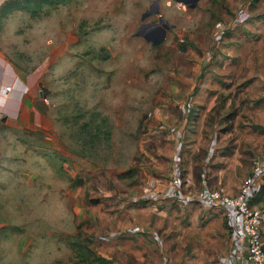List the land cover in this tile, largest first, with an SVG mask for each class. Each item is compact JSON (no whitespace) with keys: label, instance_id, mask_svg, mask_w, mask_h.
<instances>
[{"label":"rangeland","instance_id":"obj_1","mask_svg":"<svg viewBox=\"0 0 264 264\" xmlns=\"http://www.w3.org/2000/svg\"><path fill=\"white\" fill-rule=\"evenodd\" d=\"M157 1L159 15L143 20ZM18 9L0 15V49L42 73L55 146L0 165V264H97L90 251L115 264H163V250L169 264H216L214 246L168 243L197 233L190 217L182 225L170 215L168 234L150 214L164 249L142 231L110 236L138 217H123L135 203L158 204L179 147L184 173L206 157L193 144L207 150L213 137L217 164L228 156L227 165L252 166L264 155V0L195 8L46 0ZM160 16L171 27L153 45L141 34Z\"/></svg>","mask_w":264,"mask_h":264},{"label":"crops","instance_id":"obj_2","mask_svg":"<svg viewBox=\"0 0 264 264\" xmlns=\"http://www.w3.org/2000/svg\"><path fill=\"white\" fill-rule=\"evenodd\" d=\"M8 1L10 0H0V8ZM42 78L43 75L39 70L20 66L10 60L0 49V165L2 166L14 162V159L18 157L22 160L32 149L41 151L55 146L49 126L50 102H46L48 96L43 89ZM9 86L12 88L10 92L7 91ZM203 147L200 142L193 144V152L203 150L206 157L202 161L196 157L197 162L189 166L186 173L182 172L179 165L183 151L179 147L173 159L175 166L172 175L162 179L161 188L154 194L158 198L156 202L159 205H151L153 208H146L150 205L144 206L138 202L134 204L136 206L130 205L132 207L124 212L123 217L129 220H132L135 215L138 217L131 223H126L124 228H120V231L118 230L110 237L131 238L142 231L143 234H150L160 246H163L165 240L160 239L157 232H154V221L152 222L150 214L159 213V217L162 218V229L168 234L173 227L171 223H167L166 226L170 215L180 217L182 225L184 220L190 217L195 227L194 231L197 233L191 234L187 242L182 241L180 237L175 241L168 238V243L189 245L199 240L195 243L196 245L214 246V252L218 257L216 264H248L247 244L239 214L232 209L201 201L198 196L202 192H210L220 187H224L230 195L234 196L239 192L242 182L250 176L253 168L260 165L263 167V173L257 176L250 205L254 211L263 216L264 222V155L259 154L252 166L247 164L243 167L242 163H233L234 165L231 166L229 161L227 165L228 156L221 157V164H217L219 147L215 137L207 146V150ZM38 173L39 171H36L34 176H38ZM3 174L1 173L0 176ZM11 174L18 175L15 172ZM158 206L161 210H158ZM202 228L203 233L198 235ZM182 232L181 228L178 229V235ZM262 235L264 241V225ZM162 255L163 264H169V256L164 253V250ZM197 255L198 253H195V257Z\"/></svg>","mask_w":264,"mask_h":264},{"label":"built area","instance_id":"obj_3","mask_svg":"<svg viewBox=\"0 0 264 264\" xmlns=\"http://www.w3.org/2000/svg\"><path fill=\"white\" fill-rule=\"evenodd\" d=\"M11 90L10 86L7 87L8 92ZM46 102L49 100L47 99ZM261 173H263V167L255 166L250 176L242 182L239 192L234 196L230 195L224 187L210 192H202L198 196L201 201L232 209L239 214L247 244L246 261L248 264H264L263 216L254 211L250 205L256 188L257 176ZM127 202L132 203L133 201L127 200Z\"/></svg>","mask_w":264,"mask_h":264},{"label":"water","instance_id":"obj_4","mask_svg":"<svg viewBox=\"0 0 264 264\" xmlns=\"http://www.w3.org/2000/svg\"><path fill=\"white\" fill-rule=\"evenodd\" d=\"M200 0H177L179 3H184L185 5H189L191 8H195L198 5ZM159 5L158 1L153 5L151 10L147 15L143 17V20L151 15H159ZM162 25L160 24H148L146 27H150V31L141 34L145 40L152 43L153 45H158L162 43L166 39L167 30L171 27L168 22L164 21L163 17H159ZM152 30V31H151ZM154 35V38H151Z\"/></svg>","mask_w":264,"mask_h":264},{"label":"trees","instance_id":"obj_5","mask_svg":"<svg viewBox=\"0 0 264 264\" xmlns=\"http://www.w3.org/2000/svg\"><path fill=\"white\" fill-rule=\"evenodd\" d=\"M46 0H11L8 1L0 10V15L2 18H5L8 14L12 13L15 10H20L18 8H23L26 5L28 7L32 6V5H37L38 7H40L43 2H45ZM92 258L91 260L93 262H96L97 264H115L114 262H111L107 259H105L104 257L101 256H97L95 254H93L90 251Z\"/></svg>","mask_w":264,"mask_h":264},{"label":"flooded vegetation","instance_id":"obj_6","mask_svg":"<svg viewBox=\"0 0 264 264\" xmlns=\"http://www.w3.org/2000/svg\"><path fill=\"white\" fill-rule=\"evenodd\" d=\"M153 7V6H152ZM151 9V8H150ZM148 28H150V27H148ZM170 29V28H169ZM150 30L148 29L147 30V32H149ZM152 31V30H151ZM168 31V30H167ZM151 38H154V35H152V37Z\"/></svg>","mask_w":264,"mask_h":264}]
</instances>
